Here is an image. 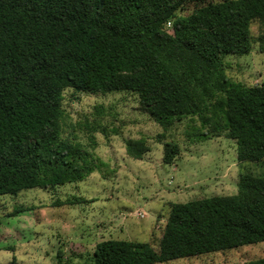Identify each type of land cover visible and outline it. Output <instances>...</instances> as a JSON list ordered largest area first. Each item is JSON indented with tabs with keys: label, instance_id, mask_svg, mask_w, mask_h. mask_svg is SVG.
I'll use <instances>...</instances> for the list:
<instances>
[{
	"label": "trees",
	"instance_id": "16d2710c",
	"mask_svg": "<svg viewBox=\"0 0 264 264\" xmlns=\"http://www.w3.org/2000/svg\"><path fill=\"white\" fill-rule=\"evenodd\" d=\"M254 19L264 23V0H0V195L91 171L58 137L65 87L134 91L163 127L202 116L206 94L219 91L236 140L237 191L172 202L157 250L110 238L95 245L93 264L163 263L264 241V173L250 167L264 163V84L226 81L221 59L250 50ZM125 148L137 159L147 150L131 138ZM178 151L165 141L162 162Z\"/></svg>",
	"mask_w": 264,
	"mask_h": 264
},
{
	"label": "rangeland",
	"instance_id": "374dc122",
	"mask_svg": "<svg viewBox=\"0 0 264 264\" xmlns=\"http://www.w3.org/2000/svg\"><path fill=\"white\" fill-rule=\"evenodd\" d=\"M165 29L172 32L170 22ZM249 31L250 50L223 55L222 76L254 86L264 84V23L254 19ZM206 96L202 116L163 127L134 91L65 87L58 137L72 160L91 171L80 181L0 195V264H93L95 245L110 238L147 241L157 250L172 202L235 193L240 165L236 140L224 128V95ZM130 138L147 148L139 159L126 152ZM165 141L179 147L170 164L162 162ZM250 167L264 173V163ZM261 257L264 241L154 264H244Z\"/></svg>",
	"mask_w": 264,
	"mask_h": 264
}]
</instances>
